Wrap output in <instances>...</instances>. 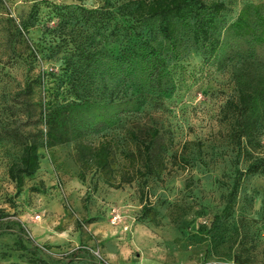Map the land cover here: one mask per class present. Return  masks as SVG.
Returning a JSON list of instances; mask_svg holds the SVG:
<instances>
[{
  "label": "rangeland",
  "instance_id": "374dc122",
  "mask_svg": "<svg viewBox=\"0 0 264 264\" xmlns=\"http://www.w3.org/2000/svg\"><path fill=\"white\" fill-rule=\"evenodd\" d=\"M129 1L0 2V264H236L233 257L264 264V174L241 176L228 203L237 171H246L249 157L264 156V129L261 150L237 156L235 120L226 109L236 97L233 63L211 58L189 35L163 53L164 94L123 116L116 129L87 139L112 137L120 170L126 164L120 153L134 151L128 132L158 128L163 144L172 143L161 173L119 189L97 174L81 182L68 143L39 150V170L20 189L9 179L22 136L43 129L46 109L83 96L138 94L134 85H121V51L139 41L136 33L148 35L130 16ZM217 1L229 8L226 24L244 5L264 3ZM81 8L111 19L90 26ZM83 51L93 55L90 64ZM142 203L155 209L159 227L138 221Z\"/></svg>",
  "mask_w": 264,
  "mask_h": 264
},
{
  "label": "trees",
  "instance_id": "16d2710c",
  "mask_svg": "<svg viewBox=\"0 0 264 264\" xmlns=\"http://www.w3.org/2000/svg\"><path fill=\"white\" fill-rule=\"evenodd\" d=\"M1 2V0H0ZM130 16L148 35L135 36L121 51L124 78L121 85L132 84L137 95L127 99L83 96L40 113L43 129L26 132L19 143L21 155L8 170V177L18 190L25 179L35 175L40 167L39 150L72 144V159L78 168L77 178L84 182L89 174H97L103 184L119 189L144 175H158L164 170V157L171 142L164 145L158 128L136 127L128 132L134 151L121 152L125 165L116 169L115 140L103 135L97 144L88 142L94 133L116 129L125 115L138 114L148 101L159 98L169 86L164 51H174L182 38L205 45L209 56L224 64L233 63L232 77L236 97L226 104L235 120L234 137L237 156L249 150H261L260 136L264 129V3L246 4L235 19L226 24L228 6L217 0H130ZM74 13V10L71 11ZM83 21L90 26H104L111 18L94 9L81 8ZM106 16V17H105ZM157 40H160L159 42ZM90 64L93 55L81 52ZM239 63V65H237ZM264 174V156L249 157L244 173L237 171L228 194L234 199L241 176ZM230 206L225 207L228 212ZM139 222L154 227L161 225L153 207L142 203ZM210 240V239H209ZM210 241V245H212ZM236 264L245 261L233 257Z\"/></svg>",
  "mask_w": 264,
  "mask_h": 264
},
{
  "label": "built area",
  "instance_id": "2783aa9c",
  "mask_svg": "<svg viewBox=\"0 0 264 264\" xmlns=\"http://www.w3.org/2000/svg\"><path fill=\"white\" fill-rule=\"evenodd\" d=\"M39 217H40V216H37V219H38ZM114 221H115V219H114ZM114 221H113V222H114Z\"/></svg>",
  "mask_w": 264,
  "mask_h": 264
}]
</instances>
